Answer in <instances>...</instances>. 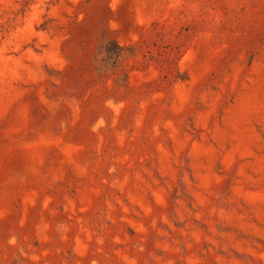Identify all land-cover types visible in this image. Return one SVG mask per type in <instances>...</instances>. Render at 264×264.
<instances>
[{"label": "rangeland", "instance_id": "1", "mask_svg": "<svg viewBox=\"0 0 264 264\" xmlns=\"http://www.w3.org/2000/svg\"><path fill=\"white\" fill-rule=\"evenodd\" d=\"M0 264H264V0H0Z\"/></svg>", "mask_w": 264, "mask_h": 264}, {"label": "trees", "instance_id": "2", "mask_svg": "<svg viewBox=\"0 0 264 264\" xmlns=\"http://www.w3.org/2000/svg\"><path fill=\"white\" fill-rule=\"evenodd\" d=\"M102 50L106 55L105 61L109 63L107 66H111L112 68L117 67L118 60H120L123 56V50L121 47L113 42H108L103 46ZM177 77L182 81L185 80V78H183L181 75H178Z\"/></svg>", "mask_w": 264, "mask_h": 264}]
</instances>
